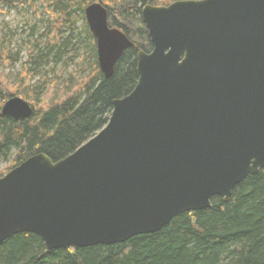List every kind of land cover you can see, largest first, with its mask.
Instances as JSON below:
<instances>
[{"label":"water","instance_id":"obj_1","mask_svg":"<svg viewBox=\"0 0 264 264\" xmlns=\"http://www.w3.org/2000/svg\"><path fill=\"white\" fill-rule=\"evenodd\" d=\"M84 14L109 78L135 43L101 2ZM142 19L153 48L139 49L138 82L107 125L61 160L40 152L0 177V243H123L228 200L264 168V0L147 4ZM1 112L22 121L34 108L13 96Z\"/></svg>","mask_w":264,"mask_h":264},{"label":"trees","instance_id":"obj_2","mask_svg":"<svg viewBox=\"0 0 264 264\" xmlns=\"http://www.w3.org/2000/svg\"><path fill=\"white\" fill-rule=\"evenodd\" d=\"M42 1L49 13V24L41 37L45 46L38 53L32 49L29 63L61 60L60 54L70 47L80 60L63 84L62 75L47 80L44 96L39 89H33L37 96L50 95L52 99L43 101L38 109L33 107V115L22 121L1 112L4 102L15 95L0 76V165L15 150L0 177L40 152L53 161L61 160L107 125L113 101L131 93L138 82L139 49L149 52L153 48L142 19L143 7L166 6L176 0ZM92 2L106 6L109 23L121 28L135 43L123 54L109 78L99 67L96 38L88 25L87 51L79 54L73 44L78 23L85 20V7ZM24 4L33 5V0H0V5ZM114 10L119 11L120 19L113 16ZM27 66L19 83L26 88V80L32 77ZM211 203L209 208L176 215L160 231L111 245L47 250L37 234L18 233L0 243V264H264V168L248 175L228 200L214 196Z\"/></svg>","mask_w":264,"mask_h":264},{"label":"rangeland","instance_id":"obj_3","mask_svg":"<svg viewBox=\"0 0 264 264\" xmlns=\"http://www.w3.org/2000/svg\"><path fill=\"white\" fill-rule=\"evenodd\" d=\"M118 12L114 10L113 16H117L120 19L121 16ZM85 20L82 19L78 23V30L73 40L75 48L79 49V54L87 51L90 43L86 42V28L88 24ZM131 22L134 28H137L135 22ZM48 24L49 13L46 4L42 0H33V5H0V76L5 80V86L15 96L22 97L37 109L42 105L43 101L46 103L52 99L50 95L42 97L48 90L46 81H52L57 76L62 75L61 84H63L70 78L71 73L77 67L80 60L79 57L75 56L74 51L70 47L60 54L63 56L61 60L51 58L46 61L42 60L36 65L29 63L32 49H35V53H38L40 49H44L45 41H41V37ZM110 25L113 26L112 24ZM137 34L139 35V33ZM140 37L142 38V36ZM72 57L73 60H71ZM26 64H28L27 68L32 70L30 74L32 77L30 76L31 79L26 80V84L31 86L32 89H29L28 85L26 88L19 84L22 81V74L27 70L25 68ZM17 89L21 90V92L17 93ZM33 89H39L43 92L42 96H37V93H33ZM42 98L43 100L41 101ZM14 154L15 150L12 151L9 160L1 163L0 173L9 167Z\"/></svg>","mask_w":264,"mask_h":264}]
</instances>
